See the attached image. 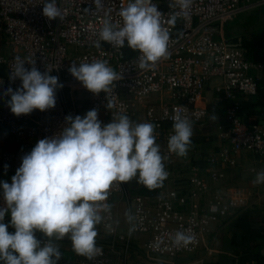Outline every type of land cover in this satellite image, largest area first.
I'll list each match as a JSON object with an SVG mask.
<instances>
[{
  "label": "built area",
  "instance_id": "2783aa9c",
  "mask_svg": "<svg viewBox=\"0 0 264 264\" xmlns=\"http://www.w3.org/2000/svg\"><path fill=\"white\" fill-rule=\"evenodd\" d=\"M45 0H0V43L5 53L0 52V126L6 133L22 141L18 148L5 144L0 158V170L15 175L22 164V157L31 152L40 139L53 138L67 126L66 117L85 116L90 110L98 111L102 126L115 116L126 114L134 118L142 110L145 122L158 125L157 143L161 146L168 178L163 187L144 193L131 192L127 183L111 189L108 203L117 194L126 201L127 211L136 217L135 230L127 223V232L118 231L117 217L111 210L110 217L102 222V228L112 236L108 244H97L102 255L93 260L78 256L74 251L58 264H110L113 257L127 259L137 254L140 248L148 256L173 260L192 254L200 249L204 236L214 223L229 217L236 209L246 206L242 197L231 196L217 189L226 177L225 167H236L243 151L252 152L264 162V122L247 123L239 115L240 101L257 95V77L251 71L262 70L260 60L253 57L241 37L230 38L225 26L235 15L264 0H194L187 17L178 18L169 26L171 43L169 57L155 66L138 67L140 53L99 40V30L105 13L113 21L121 23V8L129 0H102L103 9L97 10L94 0H57L64 19L49 20L43 15ZM166 14L179 9H170L169 0H153ZM97 41L100 47L96 46ZM73 51H70V50ZM25 60L24 67L34 66L41 72L58 77L63 85L56 90L55 108L16 116L10 110L5 91L22 86L17 78L10 80L15 66V57ZM106 60L121 75L109 93L95 94L69 71L75 63ZM79 89L86 90L82 99ZM208 91L215 96L216 106L222 98L228 101L225 122L217 124V144L206 153H188L185 157L168 151V137L172 134V117L177 113L188 116L193 126L202 125L210 119ZM202 102V104H199ZM108 105H111L109 108ZM195 157L205 162V167L194 163ZM177 164L188 165V175L176 173ZM7 165V169L5 168ZM11 183V178L7 181ZM4 206L3 190L0 187V207ZM10 219L6 216L5 222ZM196 236V242L187 247L174 245L172 238L177 231H187ZM135 234L147 237L136 244ZM42 242L47 238L37 237ZM123 245L119 250L117 242ZM136 244L137 247L134 245ZM188 264H193L189 262Z\"/></svg>",
  "mask_w": 264,
  "mask_h": 264
},
{
  "label": "clouds",
  "instance_id": "9594fccd",
  "mask_svg": "<svg viewBox=\"0 0 264 264\" xmlns=\"http://www.w3.org/2000/svg\"><path fill=\"white\" fill-rule=\"evenodd\" d=\"M94 3L97 10L103 9L102 0ZM193 3L169 0V8L179 11L165 18L153 0H129L119 11L122 24L105 13L99 40L116 48L127 44L140 53L139 68L153 67L170 54L171 32L166 25L174 26L178 18L187 17ZM43 15L49 20L64 19L57 0H45ZM96 46L100 47L99 41ZM29 62L33 63L31 70L24 67L25 60L15 57L10 80L19 78L22 86L16 90L9 87L4 93L11 97L7 104L16 116L55 108L56 90L63 87L58 77L41 73L34 61ZM69 71L95 94L109 93L114 82L122 78L106 60L74 63ZM172 120L168 151L185 157L192 145L193 122L179 112ZM66 121L62 132L40 139L22 157L11 183L0 181L4 200L0 207V264H58L62 253L55 241L65 238L71 240L78 256L95 259L102 255L97 226L106 219L105 214L110 217L113 207L108 203L111 189L136 178L139 184L155 190L168 178L166 157L157 143L158 125L137 123L120 114L102 126L95 109L83 117L69 115ZM253 182L264 184V171L258 172ZM125 215L133 225L130 232L134 231L136 217L130 210ZM6 216H10L9 223H5ZM9 224L14 233L9 232ZM37 232L47 237L46 242L37 238ZM172 240L177 247H187L196 242V236L191 229L181 230Z\"/></svg>",
  "mask_w": 264,
  "mask_h": 264
},
{
  "label": "crops",
  "instance_id": "0c3cea01",
  "mask_svg": "<svg viewBox=\"0 0 264 264\" xmlns=\"http://www.w3.org/2000/svg\"><path fill=\"white\" fill-rule=\"evenodd\" d=\"M225 34L230 38L238 37L230 34L226 26ZM207 95L208 104L213 106L214 92L208 91ZM213 115L217 119L213 121L210 118L209 124L215 131V135L212 138L204 137L203 140L192 136L195 144L191 145L188 153H206L212 151L214 146L216 147L217 124L225 122L226 117L223 113H212ZM259 121L264 122V114L261 115ZM209 124L207 123L206 127ZM21 143L20 139L8 135L5 129L0 126V158L5 144L10 148H18ZM195 158L196 165L205 167V162L202 159ZM174 170L176 173L187 176L189 168L186 164H177ZM224 171L226 177L217 185V189L224 194L244 198L247 205L234 210L229 217L214 223L211 231L204 236L200 249L192 254L176 258L172 264H188L189 262L193 264H264V240L256 237L252 232L254 227L259 226L258 221L264 222V184L253 182L257 173L264 171V162L252 152L243 151L239 155V164L236 167H225ZM10 178L9 174L0 170V181H8ZM110 204L113 206L111 210L116 214L118 228L122 226L124 228L128 223L125 215L128 212L125 199L121 194H117ZM9 222L10 219L5 223ZM8 230L14 233L12 228L9 227ZM146 237L145 234H135V243L140 244ZM55 243L64 250L67 257L72 255L70 239L65 238L62 241H55Z\"/></svg>",
  "mask_w": 264,
  "mask_h": 264
},
{
  "label": "rangeland",
  "instance_id": "374dc122",
  "mask_svg": "<svg viewBox=\"0 0 264 264\" xmlns=\"http://www.w3.org/2000/svg\"><path fill=\"white\" fill-rule=\"evenodd\" d=\"M257 0H253L255 3ZM226 29L230 34L237 35L241 37L244 42L247 44H255L258 39L262 37L264 33V2L260 4L253 5L238 12L234 19L226 23ZM254 47H250L249 49H253ZM255 49V48H254ZM70 51H73L72 49ZM0 52L5 53V46L3 44L0 45ZM251 73L257 77V83L259 87L264 86V72L262 70H253ZM77 95L82 99L86 96L85 89H79ZM1 103V101H0ZM132 121L137 123L145 122L144 113L141 110L139 114H137L134 118H131ZM211 120L207 119L203 122L202 125L193 127V137L196 139L203 140L204 137L212 138L215 135V131H213L212 126L209 124ZM209 124L206 127V124ZM212 129V130H211ZM207 131V132H206ZM206 132L205 134H203ZM162 153V151H161ZM7 174V173H6ZM131 192L133 193H144L143 184H139L137 179L134 178L132 181L127 182ZM98 227V237L97 244H108L112 241V236L106 232L102 225L100 224ZM123 227V226H122ZM119 227L118 231L121 234H125L127 232V225L124 228ZM42 234V233H41ZM123 243L122 241L117 242V247L120 250ZM135 247L136 244L134 245ZM171 260L165 259L158 256H148L143 250L140 248L137 249V254H133L127 259L123 257H113V261L110 264H171ZM174 261V260H173Z\"/></svg>",
  "mask_w": 264,
  "mask_h": 264
},
{
  "label": "trees",
  "instance_id": "16d2710c",
  "mask_svg": "<svg viewBox=\"0 0 264 264\" xmlns=\"http://www.w3.org/2000/svg\"><path fill=\"white\" fill-rule=\"evenodd\" d=\"M245 45L250 48V47H264V33L262 37H260L257 41V43L251 45L247 44L244 42ZM0 74H2V71H0ZM199 104H202V102H199ZM228 106V101L224 98L221 99V101L218 103L216 106H212L208 104V107L210 108L212 113H223L225 114L226 108ZM239 115L245 120L247 123H255L259 121V118L261 115L264 114V86L259 87V91L257 95L249 98V99H242L240 101V109H239ZM192 139V145L195 144L194 138ZM259 226L257 228H253L252 232L256 237H259L260 239L264 240V222L258 221ZM15 232V229L10 226ZM37 237L41 238H47L43 234L37 232Z\"/></svg>",
  "mask_w": 264,
  "mask_h": 264
},
{
  "label": "flooded vegetation",
  "instance_id": "af4514ba",
  "mask_svg": "<svg viewBox=\"0 0 264 264\" xmlns=\"http://www.w3.org/2000/svg\"><path fill=\"white\" fill-rule=\"evenodd\" d=\"M250 51L253 57L261 61L263 66L262 71L264 72V47H257L255 49L253 48L250 49Z\"/></svg>",
  "mask_w": 264,
  "mask_h": 264
},
{
  "label": "water",
  "instance_id": "95a60500",
  "mask_svg": "<svg viewBox=\"0 0 264 264\" xmlns=\"http://www.w3.org/2000/svg\"><path fill=\"white\" fill-rule=\"evenodd\" d=\"M263 254H264V251H263Z\"/></svg>",
  "mask_w": 264,
  "mask_h": 264
}]
</instances>
